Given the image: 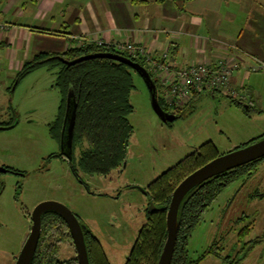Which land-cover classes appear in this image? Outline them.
Listing matches in <instances>:
<instances>
[{"label":"rangeland","instance_id":"374dc122","mask_svg":"<svg viewBox=\"0 0 264 264\" xmlns=\"http://www.w3.org/2000/svg\"><path fill=\"white\" fill-rule=\"evenodd\" d=\"M54 71L41 67L14 84L17 71L0 67V121L15 124L0 128V167L20 171H0V264H14L29 232L28 215L42 201L67 206L99 238L110 263L124 264L145 219L142 188L148 182L207 140L225 153L264 134V112H256L260 103L245 112L229 96L207 90L195 94L180 117L163 122L152 109L143 78L131 71L133 133L124 166L107 175L79 171L86 189L65 159L48 158L60 149L50 131L60 102ZM79 151L78 145L75 166ZM244 180L224 187L192 229L189 258L197 259L210 247L221 252L220 257L207 253L197 264H228L226 258L243 252L242 264H264V160ZM257 188L260 193L253 195ZM59 245L57 258L74 255L69 237Z\"/></svg>","mask_w":264,"mask_h":264},{"label":"trees","instance_id":"16d2710c","mask_svg":"<svg viewBox=\"0 0 264 264\" xmlns=\"http://www.w3.org/2000/svg\"><path fill=\"white\" fill-rule=\"evenodd\" d=\"M131 1L144 4L150 0ZM154 1L160 3L163 0ZM95 52L119 53L143 66L146 65L139 58L117 51L110 44L98 45L91 42L68 48L62 52L37 53L31 59L23 62L14 78L15 81H20L40 67H46L49 70L55 69L53 84L61 94V101L56 119L50 125L51 135L61 142V129L66 107L65 98L71 90L76 101L72 140L73 145L80 147L77 160L78 169L88 174L107 175L122 165L126 157L129 139L133 133L129 114L133 111L130 101V93L134 87L131 71L135 70L126 63L110 58H90L72 65H67L62 61ZM149 73L157 87L159 104L165 111L173 110L162 98V86L158 79L150 71ZM232 101L242 108L241 103ZM186 110L180 108L174 111L177 117H180ZM242 110L249 112L250 106L242 108ZM256 112L259 113L261 110L256 109ZM9 123L0 122V125L8 124L2 128H10L14 125V123ZM254 139L252 138L248 142ZM60 153L64 154L63 151ZM218 154L216 145L211 140H207L148 183L146 190L148 201L153 202L159 209L152 213H146V223L138 230L136 240L124 264H156L166 239L165 215L173 189L185 175ZM258 160L225 171L221 173V176L209 178L193 187L185 195L178 208L179 225L170 264H197L207 253L220 256L219 251H214L210 247L197 259L189 258L188 238L192 229L199 222L203 211L222 188L243 171L257 165ZM71 171L78 181L88 189V184L77 174L75 164H71ZM53 234L58 235L59 238ZM83 235L90 264H110L100 240L87 225L83 227ZM67 237L70 238V233L64 220L54 211L43 213L41 232L31 264H77L76 257L64 260L57 258L58 245L62 239H67ZM243 253L245 256L246 253ZM243 256L239 259L234 257L226 258V260L228 264H241L240 260Z\"/></svg>","mask_w":264,"mask_h":264},{"label":"crops","instance_id":"0c3cea01","mask_svg":"<svg viewBox=\"0 0 264 264\" xmlns=\"http://www.w3.org/2000/svg\"><path fill=\"white\" fill-rule=\"evenodd\" d=\"M98 39L142 45L154 58L167 51L175 66L233 57V85L264 112V68L251 69L264 61V0H0V67L18 71L37 53Z\"/></svg>","mask_w":264,"mask_h":264},{"label":"water","instance_id":"95a60500","mask_svg":"<svg viewBox=\"0 0 264 264\" xmlns=\"http://www.w3.org/2000/svg\"><path fill=\"white\" fill-rule=\"evenodd\" d=\"M96 57L114 59L132 67L143 78L150 93L152 109L160 120L163 122H171L177 117L175 113L165 111L159 104L157 87L147 68L127 56L114 52H95L84 54L70 60L63 59L62 61L67 65H72L82 60ZM242 108H247V105L242 104ZM75 110V95L73 91L70 90L66 96V107L61 129V142L63 143L65 141L68 152L70 153L75 122ZM261 157H264V135H260V137H257L250 142H246L228 152L217 155L189 172L178 182L171 193L170 201L166 210V239L156 264H170L179 225L177 219L178 208L185 195L193 187L199 185L211 176ZM124 163L125 159L121 166H124ZM2 171H5V169ZM155 209L159 208L155 207L154 204L150 202L148 211L150 212ZM46 211H54L67 224L75 247L77 263L90 264L83 235V227H85V225L79 223L75 214L67 206L57 201H42L33 208L29 234L16 257L14 264H31L41 230V215Z\"/></svg>","mask_w":264,"mask_h":264},{"label":"built area","instance_id":"2783aa9c","mask_svg":"<svg viewBox=\"0 0 264 264\" xmlns=\"http://www.w3.org/2000/svg\"><path fill=\"white\" fill-rule=\"evenodd\" d=\"M91 43V42H90ZM93 43L110 44L117 51L131 57L139 58L146 63V68L158 79L162 86V98L168 106L180 109L191 98L203 90L212 94H224L241 104L254 106V101L245 91L242 83L233 85V75L240 66L235 58L222 57L213 62H189L183 66H175L167 59V51L162 52L160 58H154L142 46L131 42H105L94 40ZM264 68V61H256L252 70Z\"/></svg>","mask_w":264,"mask_h":264},{"label":"flooded vegetation","instance_id":"af4514ba","mask_svg":"<svg viewBox=\"0 0 264 264\" xmlns=\"http://www.w3.org/2000/svg\"><path fill=\"white\" fill-rule=\"evenodd\" d=\"M19 81H15V78H14V84H17ZM66 96H67V94H66ZM195 96V95H194ZM193 96V97H194ZM192 97V98H193ZM60 101H61V94H60ZM190 102H191V100L184 106V107H182L183 109H187L188 107H189V105H190ZM65 103H66V98H65ZM59 105H60V102H59ZM59 107V106H58ZM175 109H173V110H167L168 112H172V113H175V111H174ZM65 113V112H64ZM176 114V113H175ZM56 119V118H55ZM0 122H9V121H0ZM12 122H10L9 124H11ZM15 125V124H14ZM13 125V126H14ZM1 127L0 128H2V127H4V126H8V124L7 125H0ZM12 126V127H13ZM11 128V127H10ZM72 139H73V137H72ZM58 143H59V146H60V149L58 150V152H56V153H51L49 156H48V158L49 157H52V156H58V157H60V158H63V159H65L69 164H70V167H71V164H75V160H74V156H73V152H74V148L76 147V146H78V145H73V140H72V143H71V153L70 152H68V149H67V146H66V143H65V141L62 143V142H59L58 141ZM62 146V147H61ZM238 147V146H237ZM236 148V147H235ZM194 149V148H193ZM60 151H63V153L64 154H61L60 153ZM219 152V151H218ZM219 154H221V153H219ZM218 154V155H219ZM185 156V155H184ZM183 156V157H184ZM260 160H258L257 161V165L259 164V162H261V161H263L264 160V157H261V158H259ZM78 160V159H77ZM248 163H250V162H248ZM248 163H245V164H248ZM245 164H243V165H245ZM257 165H255V166H251L248 170H246V171H243L242 173H240L236 178H239V177H241V178H243V177H245V180L247 179V178H249L254 172H255V170L257 169ZM240 166H242V165H240ZM76 168H77V174L79 175V169H78V166H75ZM119 167H121V166H119ZM118 167V168H119ZM237 167H239V166H237ZM234 168H236V167H234ZM3 169H5V171L6 170H13V171H15V172H20V171H17V170H15V169H12V168H10V167H0V171H2ZM231 169H233V168H231ZM230 170V169H229ZM193 171V170H192ZM228 171V170H227ZM221 173H224V172H221ZM221 173H219V174H216V175H214L215 177L216 176H221ZM109 174V173H108ZM74 175V174H73ZM80 176V175H79ZM214 176H211L210 178H212V177H214ZM81 177V176H80ZM235 178V179H236ZM82 179V178H81ZM209 179V178H208ZM234 179V180H235ZM78 180V179H77ZM207 180V179H206ZM206 180H204V181H206ZM233 180V181H234ZM244 180V181H245ZM232 182V181H231ZM230 182V183H231ZM149 183V182H148ZM148 183L146 184V186L144 187V188H142V192L144 193V195L146 196V199H147V204H146V207H145V210H144V215H145V219H144V221H143V223L139 226V228H138V230L146 223V220H147V216H146V213H152L153 211H155V210H157V209H155V210H152V211H148V206H149V203L151 202V201H148V198H147V195H146V190H147V185H148ZM229 184V183H228ZM227 184V185H228ZM226 185V186H227ZM226 186H224V187H226ZM223 187V188H224ZM223 188H222V190H223ZM221 190V191H222ZM221 191L217 194V196L221 193ZM260 193V191H259V189L257 188V190H255V191H253L252 192V194L253 195H258ZM261 196H264V193H262V194H260ZM217 196L211 201V203H209V205L206 207V209L212 204V202L217 198ZM151 203H153V202H151ZM154 204V203H153ZM154 206L156 207V205L154 204ZM205 209V210H206ZM167 210V209H166ZM204 210V211H205ZM204 211H203V213H204ZM73 212V211H72ZM31 213H32V211H31ZM31 213H29V221H30V226H31ZM45 213V212H44ZM74 213V212H73ZM203 213H202V215H203ZM75 214V213H74ZM42 215H43V213H42ZM41 215V216H42ZM202 215H201V217H202ZM75 216L77 217V219H78V221H79V223L81 224V223H83L81 220H80V218L75 214ZM166 216V215H165ZM200 220H201V218L199 219V222H200ZM65 222V221H64ZM198 222V223H199ZM197 223V224H198ZM196 224V225H197ZM30 226H29V231H30ZM66 226H67V224H66ZM67 228H68V226H67ZM89 228V227H88ZM69 230V229H68ZM91 230V229H90ZM40 232H41V230H40ZM92 232V231H91ZM138 232V231H137ZM70 233V232H69ZM93 233V232H92ZM28 234H29V232H28ZM28 234H27V236H28ZM94 234V233H93ZM95 235V234H94ZM26 236V237H27ZM39 236H40V234H39ZM96 236V235H95ZM137 236V235H136ZM97 237V236H96ZM98 238V237H97ZM177 238V237H176ZM26 239V238H25ZM70 239H71V242H72V244H73V241H72V237H71V234H70ZM99 239V238H98ZM39 240V239H38ZM135 240H136V238H135ZM135 240H134V242H135ZM25 241V240H24ZM133 242V243H134ZM175 242H176V240H175ZM24 243V242H23ZM38 243V242H37ZM60 243H62V242H60ZM133 243H132V245H133ZM214 244H216V242L214 243ZM37 246V245H36ZM73 246H74V244H73ZM174 246H175V244H174ZM103 247V246H102ZM132 247V246H131ZM58 248L60 249V245H58ZM74 249V255H72V256H70V257H67L66 259H69V258H72V257H76V251H75V247L73 248ZM131 249V248H130ZM35 250H36V248H35ZM173 251H174V249H173ZM35 252V251H34ZM59 252V251H58ZM57 252V253H58ZM129 252H130V250L128 251V254H129ZM128 254L126 255V258H125V261H126V259L128 258ZM173 254V253H172ZM220 254H221V252H220ZM34 255V254H33ZM215 255V254H214ZM244 255V253L242 254V256ZM246 255H247V253H246ZM245 255V256H246ZM216 256V255H215ZM242 256H238V255H236L235 257H237L238 259L240 258V257H242ZM245 256H243V258L240 260V263L242 264V261H243V259L245 258ZM220 257V256H219ZM172 258V257H171ZM228 259H232V258H228ZM76 260H77V258H76ZM125 261H124V263H125ZM110 262V261H109ZM78 264V263H77ZM111 264V263H110Z\"/></svg>","mask_w":264,"mask_h":264}]
</instances>
